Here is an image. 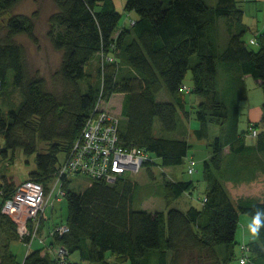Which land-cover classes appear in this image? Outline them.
I'll return each mask as SVG.
<instances>
[{"label": "trees", "instance_id": "1", "mask_svg": "<svg viewBox=\"0 0 264 264\" xmlns=\"http://www.w3.org/2000/svg\"><path fill=\"white\" fill-rule=\"evenodd\" d=\"M20 1L0 0V90L14 86L22 95L16 106L4 109L0 105V133L7 148H21L27 155L37 152L40 142L48 145L37 153L36 170L23 179L42 182L47 194L87 119L98 103L109 102L116 93L122 94L118 127L122 144L145 149L151 157L146 166H171L181 164L190 148L191 110L186 92H212V119L200 104L195 110L200 123L195 134L204 138L210 121L217 119L225 125L230 118V108L217 91L220 68L238 85L240 97L245 96V76H253L264 88V31L251 38L259 48L250 49L245 39L250 27L237 0H216L215 4L208 0H123L124 10L135 12L137 18L122 27V12L115 0H54L48 36L62 52L54 72L60 83L55 89H49L45 77L28 68L26 49L18 37L26 35L35 42L38 38L33 17L13 11ZM221 18L229 34L223 49L218 44ZM189 69L194 86L186 89ZM163 91L169 99L159 98ZM253 129L240 133L235 129L227 141L220 135L214 138L209 144L211 155L204 161L209 186L200 203L185 210L135 208L140 183L130 177L113 183L90 178L86 187L77 190L70 186L75 179L64 176L67 218L50 225V246L27 251L21 262L10 252L11 242L22 239L31 244L33 239L20 234L18 223L3 205L22 181L4 177L0 264H60L51 247L66 250V264L128 260L130 264H182L185 257L197 263L231 264L241 213L250 214L258 228L257 238L247 242L248 264H264V198H240L235 203L216 174L223 168L224 154H264V129H256L255 143L246 141ZM179 131L181 136L173 135ZM194 184L169 178L162 185L165 198L170 201L191 193ZM43 223L42 218L37 232ZM62 225L66 229L59 231ZM74 252H79V261L70 259Z\"/></svg>", "mask_w": 264, "mask_h": 264}, {"label": "rangeland", "instance_id": "2", "mask_svg": "<svg viewBox=\"0 0 264 264\" xmlns=\"http://www.w3.org/2000/svg\"><path fill=\"white\" fill-rule=\"evenodd\" d=\"M117 8L122 12V18L119 26H128L131 23L130 14L135 12H126L124 10L123 0H115ZM210 4H215L216 0H208ZM238 6L244 10V23L250 29L245 39L248 41L250 49L257 50L259 43L251 42V38L258 36V33L264 31V0H237ZM56 5L54 0H22L13 9L14 12H21L31 15L35 20V31L37 34V42L31 40L26 35L18 37L26 49L28 68L32 74L39 73L45 77L47 87L49 89L58 88L59 82L54 77V72L59 68L62 61V52L57 50L49 36V16L55 11ZM133 18V17H132ZM227 26L221 18L219 20V48L223 49L228 41ZM93 66L98 57L93 60ZM186 86L193 87L192 72L189 69L186 79ZM243 87H245V96L240 97V89L235 86L231 78L220 68L217 77V91L223 95L225 102L230 108V118L227 124L221 125L218 120L210 121L208 124V135L199 138L195 134V129L200 127V123L195 117V110L199 104L202 109L208 110V119L211 112V96L212 92L204 95H197L193 92H186L188 98V109L191 110V119L188 121L190 148L188 156L178 165L160 166L158 164L152 166L143 165L141 170L134 174L132 179L140 183V189L134 202V207L145 209L147 211L167 210L169 207H178L182 210L187 209L192 203H200V199L209 186V181L205 176L204 161L211 155V146L214 138L218 135L225 141L233 137L234 130L239 133L254 127L259 132L264 129V88L257 82L253 76H245L243 79ZM167 92L163 91L159 98L169 99ZM22 101V95L18 88L10 86L7 90H0V105L4 109L10 106H16ZM122 104V94L116 93L109 102L103 103L109 112L120 114ZM184 116V113L181 112ZM156 132L160 133V123L156 120ZM181 136V131L173 134ZM257 137L250 134L247 135L246 141L250 144L255 143ZM48 145L40 142L38 151L32 155H27L21 148H7L4 135L0 133V185L4 183V177L14 180L16 183L21 182L29 176V172L36 170V157L38 152H43ZM194 159L195 172L189 173V159ZM152 168L151 172L148 171ZM218 179L226 187L232 199L236 203L240 198H264V154L254 153L251 155H223V168L216 171ZM174 180H192L195 184L192 190L183 193L175 200L167 201L163 190V182L167 179ZM91 179L87 176H79L75 178L70 186L82 190L86 187ZM52 187V183L49 185ZM58 188L53 192L49 191L48 200L44 210L43 225L39 232L34 236L32 243L22 239L12 241L10 244V252L16 255L18 261H23L29 250H35L49 245V228L53 222L65 220L67 218V200L65 196H58ZM1 203V198H0ZM258 228L255 219L247 213L240 214V222L236 232L235 257L231 260V264H241L239 254L241 253V245L257 238ZM221 249V245L217 246ZM46 249V248H45ZM56 255H59V247H51L49 249ZM222 251V249H221ZM58 253V254H57ZM223 253V252H222ZM109 256L110 252L107 253ZM67 257V255H65ZM239 256V257H238ZM58 257V256H57ZM223 254L221 255V258ZM61 259V258H60ZM59 259L61 264L66 261ZM67 259V258H66ZM72 261H79V252L71 254ZM68 261V259H67ZM122 264H130L125 261ZM182 264H204V262L191 261L185 257Z\"/></svg>", "mask_w": 264, "mask_h": 264}, {"label": "built area", "instance_id": "3", "mask_svg": "<svg viewBox=\"0 0 264 264\" xmlns=\"http://www.w3.org/2000/svg\"><path fill=\"white\" fill-rule=\"evenodd\" d=\"M251 42H255V39H251ZM184 88L189 89L187 86ZM118 127L119 114L109 112L103 107L102 102L98 103L87 119L81 134L73 142L69 155L58 167L51 193L58 188L57 197L64 196L65 190L61 183L64 176L68 179L87 176L113 183L119 177L132 178L138 173L151 158L150 154L140 147L124 146L120 141ZM257 133L256 129L252 130V135L256 136ZM195 164V160L190 158L189 173L195 172ZM47 200L48 194L44 184L26 179L22 180L14 194L6 199L3 210L18 223V230L22 236L30 235L33 239L44 216ZM57 229L64 231L66 226L62 225ZM241 250L239 261L241 264H248L249 245L243 243ZM59 254L61 256L57 255V258H61L65 263L66 250L59 248Z\"/></svg>", "mask_w": 264, "mask_h": 264}, {"label": "crops", "instance_id": "4", "mask_svg": "<svg viewBox=\"0 0 264 264\" xmlns=\"http://www.w3.org/2000/svg\"><path fill=\"white\" fill-rule=\"evenodd\" d=\"M131 13V12H130ZM130 19H136L137 18V15L135 14V15H133V13H131L130 15ZM133 17V18H132ZM121 109V108H120ZM253 144V143H252Z\"/></svg>", "mask_w": 264, "mask_h": 264}]
</instances>
